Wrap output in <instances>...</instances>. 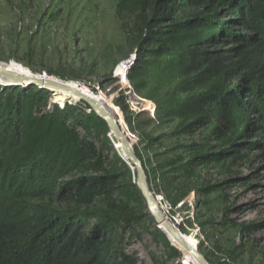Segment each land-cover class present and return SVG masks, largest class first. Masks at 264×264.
<instances>
[{
	"label": "trees",
	"instance_id": "obj_1",
	"mask_svg": "<svg viewBox=\"0 0 264 264\" xmlns=\"http://www.w3.org/2000/svg\"><path fill=\"white\" fill-rule=\"evenodd\" d=\"M118 13L138 18L131 72L155 70L157 91L178 81L166 99L150 96L148 113L176 119L177 134L205 136L159 166L175 201L188 191L174 189L181 179L211 165L230 171L248 157L238 149L264 133V0H121ZM78 101L50 106L51 93L35 86L0 92V264L136 263L120 247L148 208L136 171L108 125ZM157 233L170 260L194 264Z\"/></svg>",
	"mask_w": 264,
	"mask_h": 264
},
{
	"label": "rangeland",
	"instance_id": "obj_2",
	"mask_svg": "<svg viewBox=\"0 0 264 264\" xmlns=\"http://www.w3.org/2000/svg\"><path fill=\"white\" fill-rule=\"evenodd\" d=\"M120 1L0 0V64L16 63L34 76L79 84L106 98L110 113L126 128L134 152L146 163L149 187L161 199L160 208L189 245L213 264H264V133L253 136L251 146L238 149L241 154L248 152V157L230 171L214 165L198 168L193 178L181 179L174 187L188 188L189 194L178 192L177 200H169L176 193L164 185L166 170L159 166L182 155L183 146L193 141L203 144L205 136L177 134L176 119L168 122L148 113L154 106L150 96L166 99L168 92L176 91L178 81L168 80L165 91H157L155 70L131 72L137 62L139 35L132 29L138 18L119 14ZM176 61L174 57L168 72L178 65ZM121 69L129 73L120 74ZM33 86L51 93L50 106L82 105L69 95L32 84L0 83V92ZM175 97L186 98L180 93ZM95 144L101 147L99 141ZM105 154L113 159L109 151ZM207 187L216 190L207 194L200 191ZM143 215L144 226L124 237L121 250L135 264H184V258L170 260V252L156 238L157 229H161L149 208ZM249 226L255 227L246 230Z\"/></svg>",
	"mask_w": 264,
	"mask_h": 264
},
{
	"label": "water",
	"instance_id": "obj_3",
	"mask_svg": "<svg viewBox=\"0 0 264 264\" xmlns=\"http://www.w3.org/2000/svg\"><path fill=\"white\" fill-rule=\"evenodd\" d=\"M0 79V83L3 86L16 84L15 81H19L20 84H32L40 88L50 89L52 91L68 92L76 97L78 96L82 102H85L90 108H92L95 114H97V116L100 117L106 123V125H108L111 131V135L116 136L117 140L121 143L124 154L126 156L125 161L133 172L136 171L138 179L137 185L143 197H145L146 199L150 214L155 217L161 231L165 233L167 237L168 234L173 236L183 246V248L188 251V253L194 258L197 264H211V262L207 260V258L201 253L200 250L189 247L187 245L177 227H174V225L167 222L164 214H162L157 197H155L154 193L150 190L145 166L143 162L140 161L136 156L132 143H130L129 138L126 135L125 129L116 119V117H113L109 110L104 107L100 100L95 99L88 94H85L78 87L73 88L72 86L68 85L67 82H62L60 80H51L50 78H47L45 76L28 77L24 75L22 76L8 69H0ZM111 135L109 137L112 140Z\"/></svg>",
	"mask_w": 264,
	"mask_h": 264
},
{
	"label": "bare ground",
	"instance_id": "obj_4",
	"mask_svg": "<svg viewBox=\"0 0 264 264\" xmlns=\"http://www.w3.org/2000/svg\"><path fill=\"white\" fill-rule=\"evenodd\" d=\"M0 69L1 70H4V69H8V70H11V71H13V72H15V73H18V74H20V75H24V76H28V77H36V76H34V75H32V73H30L29 71H28V69H26L24 66H21V65H18V64H16V63H11V64H6V63H4V64H0ZM119 72H120V74H125V73H127V71L128 70H126V69H121V70H118ZM48 78V77H47ZM51 79V78H50ZM51 80H54V79H51ZM16 82V84H20L19 83V81H15ZM68 85H70V86H72L73 88H80V90H82L85 94H88V95H90L91 97H93V98H95V99H98V100H100L101 101V103L104 105V107H106L108 110H109V112H110V107H109V104H108V101L106 100V98H104V97H99V96H95L94 94H92L91 92H89L88 90H86L85 88H83V87H80L78 84L76 85V84H69L68 83ZM57 92H60V93H62V94H66V95H69L70 97H72V98H74V101L76 100V101H78V100H80V98L77 96H74V95H72V94H70V93H68V92H61V91H57ZM75 101V102H76ZM114 137L116 138V136H114V135H111V138H112V141L114 142V143H116L115 142V140H114ZM117 139V138H116ZM118 143L120 144V146H121V148H122V145H121V143L118 141ZM116 146H117V148H118V150H119V153H120V156L123 158V160L125 161L126 160V156H125V154H124V151H123V148L121 149V151H120V146L116 143ZM161 211H162V209H161ZM162 214H164L163 213V211H162ZM164 217H165V219L167 220V222L168 223H170V224H172V225H174L172 222H170V220H169V218L164 214ZM174 227H177V226H175L174 225ZM178 228V231L180 232V229H179V227H177ZM162 230H164V229H162ZM181 234H182V232H181ZM168 236H169V239H170V242H171V244H173L175 247H177V248H179L180 250H182L183 252H184V254L187 256V259H189V261H192V263H194V264H197L196 263V261L194 260V258L188 253V251L187 250H185L184 248H183V246L173 237V236H171L170 234H168ZM182 236H183V239L185 240V242L187 243V245L189 246V247H192V248H195V247H193L192 245H189V243L186 241V239H185V236L182 234ZM196 249V248H195ZM191 263V262H190Z\"/></svg>",
	"mask_w": 264,
	"mask_h": 264
},
{
	"label": "built area",
	"instance_id": "obj_5",
	"mask_svg": "<svg viewBox=\"0 0 264 264\" xmlns=\"http://www.w3.org/2000/svg\"><path fill=\"white\" fill-rule=\"evenodd\" d=\"M133 64V61L131 62V64H129L128 66H127V69H129L130 67H131V65ZM128 73H129V70H128ZM156 197V196H155ZM158 199V203H159V205H161V199L160 198H157Z\"/></svg>",
	"mask_w": 264,
	"mask_h": 264
}]
</instances>
